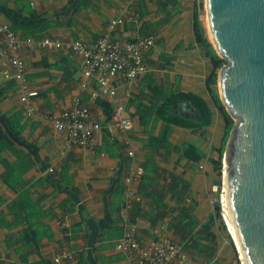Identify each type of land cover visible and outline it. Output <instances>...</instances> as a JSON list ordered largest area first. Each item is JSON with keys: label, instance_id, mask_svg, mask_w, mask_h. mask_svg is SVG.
Masks as SVG:
<instances>
[{"label": "crops", "instance_id": "1", "mask_svg": "<svg viewBox=\"0 0 264 264\" xmlns=\"http://www.w3.org/2000/svg\"><path fill=\"white\" fill-rule=\"evenodd\" d=\"M197 1L0 0V23L12 26L3 11L8 8L22 18L34 14L39 19L35 25L42 27L15 29L19 39L32 38L20 53L28 87L36 95L23 102L16 82L0 79V131L8 141L0 149V264H53L57 252L69 253L67 264H134L114 246L128 221L144 241L167 235L181 243L188 264L203 261L204 245L214 247L207 238L211 232L217 242L215 264H227L212 201L214 165L222 158L228 123L207 88L213 65L205 47L195 40ZM111 19L121 20L111 32L114 38L156 34L145 54L148 69L133 81L129 96L119 87L113 96L90 99L94 84L80 85V55L41 49L37 40L50 36L91 43ZM178 92L205 100L211 121L200 126L170 124L164 139L166 124L155 116V109ZM75 97L101 123L109 120L114 103L123 104L132 116V128L97 131L92 150L81 146L63 150L61 133L41 114L68 108ZM183 103L174 108L184 116ZM28 107L33 108L29 115ZM49 167L57 170L56 180ZM137 167L143 169L140 178L127 181ZM19 194L26 199L25 210L14 211L11 205ZM125 198L134 199L130 209L124 207ZM59 219L69 221L68 234Z\"/></svg>", "mask_w": 264, "mask_h": 264}, {"label": "water", "instance_id": "2", "mask_svg": "<svg viewBox=\"0 0 264 264\" xmlns=\"http://www.w3.org/2000/svg\"><path fill=\"white\" fill-rule=\"evenodd\" d=\"M197 6L199 19L207 18L212 46L225 61L217 89L233 119L222 161L227 211L243 256L236 248L238 259L264 264V0H198ZM182 109L185 117L201 120L188 104ZM213 188L219 190L218 178ZM212 205L217 213L216 196Z\"/></svg>", "mask_w": 264, "mask_h": 264}, {"label": "built area", "instance_id": "3", "mask_svg": "<svg viewBox=\"0 0 264 264\" xmlns=\"http://www.w3.org/2000/svg\"><path fill=\"white\" fill-rule=\"evenodd\" d=\"M119 23H121L120 19H111L106 25L105 31L91 43L79 39L66 41L44 36L37 40V44L41 49H67L80 55V85L82 88H88L94 84L89 94L90 99L99 96H113L119 87L123 88L125 96H129L133 81L147 72L145 54L154 44L156 34L149 32L134 38H114L111 36V32ZM31 42V37L21 40L9 24L0 23V79H13L20 87V100L23 102H28L37 93L36 90L28 87L25 62L20 53V48ZM32 111L33 108L28 107L25 112L29 115ZM41 115L52 124L55 130L61 133L63 150H69L74 146L92 150L97 145V131L104 130L107 133H112L114 130H120L126 132L133 126L132 116L123 104L114 103L111 107L109 120L101 123L90 116L88 107L79 97H75L72 105L68 108ZM128 154L131 155L132 151H128ZM48 172L54 177L58 176L54 167H49ZM142 173L143 169L137 167L132 176L125 179L127 181L138 180ZM224 173L221 158L219 190L216 191L215 196L219 204L217 214L228 232L225 220L228 211ZM132 195L134 193H130V196ZM133 200L125 198L124 207L130 209ZM58 223L64 234H68L69 221L59 219ZM136 228L133 222L128 221L114 245L134 264H188V257L181 243L167 235H158L144 241L137 236ZM68 257V252H57L53 256V264H67L65 260ZM215 261L216 257H212L210 260L201 261L200 264H214Z\"/></svg>", "mask_w": 264, "mask_h": 264}, {"label": "trees", "instance_id": "4", "mask_svg": "<svg viewBox=\"0 0 264 264\" xmlns=\"http://www.w3.org/2000/svg\"><path fill=\"white\" fill-rule=\"evenodd\" d=\"M3 11L10 18L12 22L11 28L14 31L16 28L27 30L29 26H32L35 29L42 28L40 25L39 26L35 25L36 20H39V19L34 14H31V18H22L17 12L10 10L8 8L7 9L3 8ZM193 31H194L196 42L202 44L205 47L206 53L210 57L212 65H213V70L208 76L206 80V84H207V88L209 90V93L215 105L221 111V113L225 116L227 120L228 125H227L225 140H224V142H226L229 130L233 124V119L226 112L224 106L221 103V100L219 99L218 93H217V73H218L219 68L225 63V61L216 53L211 42L208 40L206 36V31L202 24V21L198 17L197 7H195V10L193 13ZM1 94H2V90H0V95ZM183 102L188 104L190 107H193L198 112V114L201 117V120L199 122L185 118L182 114L175 111L174 105L183 103ZM105 107H108V105H105ZM155 116L158 118H161L166 124L165 131L161 135V137L164 139L165 137H167L168 130H169L168 127L170 124H179V125H185V126H200V125H208L211 121L210 108L205 102V100L189 92H178L176 94H170L166 96L164 100L162 101V103L156 107ZM7 145H8V141L6 140L5 134L3 133V131H0V149ZM223 151H224V148L222 147L221 156L223 154ZM214 168L217 171V178L220 179L221 157H220V162L215 164ZM52 178L55 180L57 179V177H54L53 175H52ZM4 179L7 181V183H9L6 177ZM117 182H119V179H117L116 183ZM25 206H26V199L23 194H19L18 199L11 205V209L14 211L18 208H22L25 210ZM216 217L218 219L220 228L222 229L223 233H225L228 236L226 227L217 213H216ZM188 229H191V226H189V224H188ZM26 238L28 240H31L33 244L35 245L36 241L34 237L29 236L27 233ZM207 238L214 245V247L212 245L210 247L204 245L205 257L203 261H207L212 258L215 252V245L217 243L215 234L210 232L207 234ZM228 238L230 239V236H228ZM190 239H193L192 236L188 240ZM193 245L195 247L198 246V244L196 243H194Z\"/></svg>", "mask_w": 264, "mask_h": 264}, {"label": "rangeland", "instance_id": "5", "mask_svg": "<svg viewBox=\"0 0 264 264\" xmlns=\"http://www.w3.org/2000/svg\"><path fill=\"white\" fill-rule=\"evenodd\" d=\"M202 24H203L204 29L206 31V27H205L204 20L202 21ZM206 36H207V38L209 40L210 37H209L207 31H206ZM224 144H225V142H224ZM223 148H224V145H223ZM228 236H230V235H228ZM228 236L225 233H223L222 245H221V247L223 246L222 247V250H223V260H225L227 258L228 259L227 264H240V261L238 259V253H237L236 247L234 245V241H232L233 239H231V237L229 239ZM231 241H232V243H231ZM216 262H218V261L216 260L214 262V264ZM221 264H223V263H221Z\"/></svg>", "mask_w": 264, "mask_h": 264}, {"label": "bare ground", "instance_id": "6", "mask_svg": "<svg viewBox=\"0 0 264 264\" xmlns=\"http://www.w3.org/2000/svg\"><path fill=\"white\" fill-rule=\"evenodd\" d=\"M204 23H205V27H206V30H207V33L209 35V40L211 41V33H210V29H209V25H208V21H207V18L205 16V20H204ZM225 220L227 222V226H228V232H229V235L231 236V239H233L232 241H234V244H236V248L238 249L239 251V257L243 259V256L241 254V249H240V245H239V241H238V238H237V235H236V232H235V227H234V224L232 223V220L231 218L229 217V215L226 214L225 216ZM245 262L243 261V264Z\"/></svg>", "mask_w": 264, "mask_h": 264}]
</instances>
